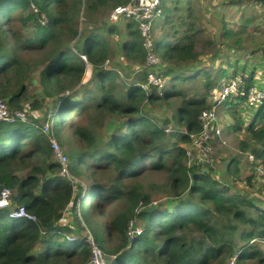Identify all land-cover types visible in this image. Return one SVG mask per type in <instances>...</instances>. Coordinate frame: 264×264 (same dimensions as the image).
<instances>
[{
	"label": "trees",
	"instance_id": "1",
	"mask_svg": "<svg viewBox=\"0 0 264 264\" xmlns=\"http://www.w3.org/2000/svg\"><path fill=\"white\" fill-rule=\"evenodd\" d=\"M129 1L0 0V99L6 100L11 114L21 109L33 64L36 69L40 66L41 88V95L34 98L30 108L38 112L31 110L24 121L14 116L0 120V188L10 190L13 206H23L36 217L35 222L10 218L7 210H0V264H88L91 251L82 235L84 224L103 254L113 256L108 264H220L225 256H234L232 264H264V253L257 246V241H264V201L231 191L230 184L239 179L238 157L228 159L225 177L220 180L211 176V166L187 165L181 147L165 146L168 120L155 119L141 109L146 103L179 98L176 123L183 124L188 132L199 130L197 116L210 107V87L228 75L224 69L212 76L210 71L192 66L199 56L191 35L192 22L184 23L188 27L182 37L177 38L174 29L171 35L153 38L155 51L163 63H168L156 69L158 76L170 83L160 89L142 88L145 71L137 82L117 89L118 73L104 65L110 49L106 35L118 32L113 23L87 31L81 47L73 50L72 43L70 47L69 42L80 37L77 26L81 9L94 11ZM169 1L172 9L180 3ZM220 1L234 6L249 1L264 4V0ZM166 2L160 0L158 5L164 18L161 28L172 14ZM223 22L221 37L241 48L252 20L241 15L235 29L226 26L229 20ZM124 26L127 37L121 42L123 55L144 65L145 50L137 23L129 18ZM78 53L86 56L91 71L85 82L82 77L87 66ZM37 57L40 61H35ZM252 79V74L244 76L247 84ZM196 81L202 82L203 94L188 96L185 86ZM48 101L51 107L46 109ZM242 103L240 96L222 102L232 118L228 128L243 132L237 150L253 155L252 169L264 168V102L247 124L239 111ZM39 113L44 121L52 120L54 128L59 124L65 133L72 129L79 148L70 147L69 137H61L60 142L69 145L70 172L87 177L89 188L84 190L80 182L73 184L57 174ZM103 115L121 124L109 130L104 143H98L93 123ZM179 138L188 141L187 135ZM145 168L168 170L170 194L176 200L169 209L158 211L150 196L141 191L136 179ZM255 173L258 175L257 170ZM252 178L247 177V186H252ZM75 187L78 192L74 198ZM74 199L79 229L57 222ZM115 204L120 206L110 211L109 217L103 214V207ZM218 217L234 222L228 225V232L218 227ZM131 221L134 226L146 222L140 234H127ZM189 231L198 232L202 238L194 239ZM113 239L116 243L111 245ZM235 239L240 242L238 247Z\"/></svg>",
	"mask_w": 264,
	"mask_h": 264
},
{
	"label": "rangeland",
	"instance_id": "2",
	"mask_svg": "<svg viewBox=\"0 0 264 264\" xmlns=\"http://www.w3.org/2000/svg\"><path fill=\"white\" fill-rule=\"evenodd\" d=\"M166 3L167 6L171 8L172 14L169 17V22L165 25H162L163 28H161L162 21L164 20L163 16L161 15L156 19L152 29L153 38L157 37L158 35L164 36L166 33L171 35L173 34L174 29L177 30L176 37H182L183 32L188 27V25L184 23L187 21L192 22L194 28L191 35L195 42V50L199 54L197 61L192 63L193 65L191 64L193 67H200L202 69L208 70L212 76H215L220 69L227 71V77L239 74L242 76H248L249 74H252V82L254 85L264 89V4L249 1L248 3H241L238 6H234L222 3L220 0H190L189 2L186 0H180L177 8L172 9L171 1L167 0ZM114 6L115 5L102 6L98 7L94 11H86L85 9H81L77 26L80 37L78 40L77 38L73 39L72 42H69V45L72 43V49H74V47H81L83 43V34H85L87 31L96 30V28L101 27L103 24L113 23L116 25L118 27V32L111 35H106V38L110 44V49L108 59L105 61L104 65L106 67H112L116 69L115 71L118 73L116 81L119 85L117 89L122 90L123 86L125 85L124 83H128L130 81L137 82L143 71H146V68L147 70H153V68L156 70L158 67L162 69L168 63H163L161 57L159 56L160 64L151 65L153 67L152 68L145 63L144 65L139 64L138 59H128L123 55L121 42L127 37V30L124 26L126 19H118L115 21L110 18V13ZM240 8L242 9L240 10ZM241 15L243 19L250 18L252 22L246 29V31H248V37H244L242 47L236 48L231 46L229 41H226V39L221 37V32L223 30L222 25L224 20H229L228 25L226 26L235 29L237 26V19H239ZM172 40L174 39L172 38ZM33 57H36V55ZM35 61L40 60L37 57ZM36 66L37 65L34 64L31 66V84L28 86L25 98L21 100L20 103L21 109L27 113L26 116L29 115L30 112L32 113V111L33 114L38 112V110L30 109L34 98H37L41 95V88L38 83V73L40 66H38L37 69ZM90 76L91 71L88 65L82 77V82L89 80ZM201 83V81H196L187 84L185 86V92L187 95L194 96L197 94L198 96H201L203 94ZM169 84L168 78H165V80L162 82V87L164 85L169 87ZM4 101L6 102V100ZM179 102V98L171 97L170 99L157 101L154 104L146 103L141 109L155 119L160 121L164 119L168 120L167 126H170L171 133L169 132L167 138L164 140L165 146H170L171 148H175L177 146L185 150L187 147H189L190 143L189 141L183 142L179 137L182 135V131H184L186 128L183 126V124L176 123L174 119L175 111L179 105ZM49 107H51V105L48 101L45 108L49 109ZM224 108V105L217 106V116L218 123L221 128V138L220 140H217V143L214 144L213 151L208 156L207 160L200 163L199 165H202L201 167L203 169H207L211 166L213 168L211 176L220 180L224 179L225 177V168L228 159L232 156H237L239 159V179L235 180L233 184H230L231 191L234 193L248 194L251 197H255L264 201V178L258 176L255 173V168L254 170L252 169L253 162H250L248 159L249 153L238 152L237 145L239 139L243 137V132L233 131L228 128V126L232 123V118L224 110ZM239 111L244 123L247 124L253 114L254 109L247 108L242 103L239 106ZM38 119L41 120V124L45 122L44 116H41L40 113ZM76 122L77 124L81 123L79 120ZM82 123L85 124L86 121L84 120ZM120 124L121 121L118 119L108 118L105 115L100 117L96 123H93V129L95 131L97 142L104 143L109 135V130H111L113 127H119ZM54 129L56 138L67 155L69 152V145L61 143V137L64 140H67L69 137L71 141L70 147L73 149L79 148L78 141L72 135V129L70 127L66 133L63 128L59 126V124H56ZM170 160L171 159L168 158L169 162ZM186 163L187 165H190L187 161ZM98 174L100 173L98 172ZM141 175L142 176L137 178L136 181L140 183L141 191L150 196L151 204L158 206V211L165 208L169 209L173 204L176 203V200L172 199L173 196L170 194L168 182L169 172L167 169L145 168ZM249 175H253V178L251 179L252 186H247L246 183V179ZM75 177L82 181L86 189L90 187V180L87 177L84 175ZM77 192L78 189L75 187L74 198ZM74 202L75 199L64 208L63 216L57 222L62 225L72 224V227L79 229L76 217L74 216ZM119 206L120 205L116 204L112 206H105L102 208V212L104 215L109 217L110 211H113ZM93 212L94 210L90 209V213ZM217 222L218 227L226 232L229 231L228 225H232L234 223L228 218L223 217H218ZM82 223L84 224L83 221ZM88 232L90 231L84 224L82 235H86ZM188 233L189 236L193 237L194 239L202 238L201 234L198 232L189 231L187 234ZM257 242V246L260 247L264 253V241ZM114 243H116V239L112 240L111 245ZM234 243L235 247L240 245V242L237 239L234 240ZM103 256L105 259V264H108V261L113 258V256H108L106 254H103ZM234 261V256L227 258L225 256L223 262L220 264H231L234 263ZM210 264L219 263L212 262ZM246 264H251V262H246Z\"/></svg>",
	"mask_w": 264,
	"mask_h": 264
},
{
	"label": "built area",
	"instance_id": "3",
	"mask_svg": "<svg viewBox=\"0 0 264 264\" xmlns=\"http://www.w3.org/2000/svg\"><path fill=\"white\" fill-rule=\"evenodd\" d=\"M160 0H130L126 4H118L112 8L110 18L117 21L118 19L132 18L138 26L142 37V46L145 50V63L151 65L160 64V58L154 49L152 29L154 22L162 15L158 8ZM45 24V19L40 20ZM74 50V49H73ZM79 57L86 63L87 58L84 54L78 53ZM153 68V67H152ZM146 83L142 85L143 89L148 86L157 88L162 87L163 80L158 76L157 71L147 70L146 68ZM209 105L210 107L200 111L197 116L199 130L197 132H188L187 129L182 131L183 135H187L190 143L189 147L184 150V154L188 164H200L207 160L212 153L214 144L221 138V128L218 123L217 106L227 100L231 96L243 97V104L247 108L256 109L264 102V89L254 85L253 82L245 83L244 76L234 75L226 79H221L209 89ZM26 114L23 109H17L13 114L9 112L7 104L0 99V120H9L13 116L24 121ZM42 133L45 134L51 149V156L54 163L57 164V174L68 182L73 184L81 183L83 189L84 184L81 180L73 176L70 172V160L67 153L60 146L56 135L52 120H47L42 124ZM165 132H170V126L165 127ZM250 162L254 161L252 154H248ZM259 176H264V168L257 167ZM11 192L7 187L0 188V210H7L10 218L21 217L26 220L35 222L36 217L28 212L23 206H13L10 200ZM78 205V204H77ZM146 222H141L138 226H134L133 221L129 224L127 234H140ZM87 243L90 246L91 256L89 264H105V259L101 249L95 244L90 232L84 235ZM232 264V263H231Z\"/></svg>",
	"mask_w": 264,
	"mask_h": 264
},
{
	"label": "crops",
	"instance_id": "4",
	"mask_svg": "<svg viewBox=\"0 0 264 264\" xmlns=\"http://www.w3.org/2000/svg\"><path fill=\"white\" fill-rule=\"evenodd\" d=\"M112 68V67H111ZM112 69H114V68H112ZM114 70H116V69H114Z\"/></svg>",
	"mask_w": 264,
	"mask_h": 264
}]
</instances>
